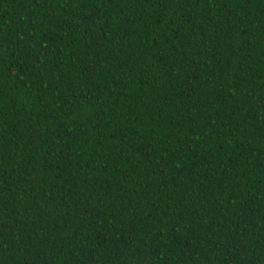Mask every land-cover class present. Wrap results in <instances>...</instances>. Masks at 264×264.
Segmentation results:
<instances>
[{
  "label": "trees",
  "instance_id": "obj_1",
  "mask_svg": "<svg viewBox=\"0 0 264 264\" xmlns=\"http://www.w3.org/2000/svg\"><path fill=\"white\" fill-rule=\"evenodd\" d=\"M0 264H264V0H0Z\"/></svg>",
  "mask_w": 264,
  "mask_h": 264
}]
</instances>
